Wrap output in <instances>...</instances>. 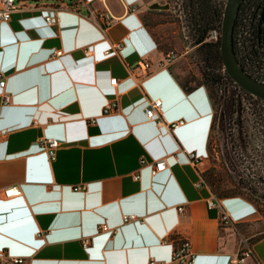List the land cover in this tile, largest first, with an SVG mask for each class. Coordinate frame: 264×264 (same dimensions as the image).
<instances>
[{"label": "crops", "instance_id": "0c3cea01", "mask_svg": "<svg viewBox=\"0 0 264 264\" xmlns=\"http://www.w3.org/2000/svg\"><path fill=\"white\" fill-rule=\"evenodd\" d=\"M160 10L153 0H16L0 21V70L10 94L7 103L0 98V264H18L6 255L21 256L19 264H148L168 259L181 237L191 241L194 264H226L239 249L240 226L259 219L244 195L207 204L213 191L202 172L213 106L204 83L186 89L177 64L159 66L166 51L154 19ZM103 12L114 16L107 26ZM46 14L59 19L49 24ZM122 38L120 51L104 52ZM140 58L150 60V73L135 78ZM156 96L167 119L185 123L167 130L147 119L146 99ZM111 99L116 106L104 114ZM43 134L61 142L53 159L36 141ZM141 155L162 156L167 167L151 175L145 164L134 178ZM9 185L19 194L3 195ZM222 211L232 223L221 222ZM128 212L138 217L123 222ZM100 223L112 232L98 230ZM82 236L90 238L86 247ZM252 248L264 264V235Z\"/></svg>", "mask_w": 264, "mask_h": 264}, {"label": "trees", "instance_id": "16d2710c", "mask_svg": "<svg viewBox=\"0 0 264 264\" xmlns=\"http://www.w3.org/2000/svg\"><path fill=\"white\" fill-rule=\"evenodd\" d=\"M224 2L181 0L184 30L193 55L200 60L197 66L201 74L198 79L187 78L183 85L191 89L204 83L208 89L213 106L209 146L217 122L222 157L237 189L218 195H244L257 206L264 204V99L244 90L227 74L222 63L220 38L215 42L204 41L211 27H220ZM233 42L245 70L264 81V0L241 2ZM208 183L212 187L213 181ZM262 235L264 230L256 238Z\"/></svg>", "mask_w": 264, "mask_h": 264}, {"label": "built area", "instance_id": "2783aa9c", "mask_svg": "<svg viewBox=\"0 0 264 264\" xmlns=\"http://www.w3.org/2000/svg\"><path fill=\"white\" fill-rule=\"evenodd\" d=\"M226 1V0H225ZM153 2L163 10L176 11V16L181 19V0H153ZM225 4V2H224ZM127 10L134 11L137 9V6L134 4H126ZM16 8V0H0V21L8 19L10 17L11 11ZM101 16L104 19V26L111 24L114 19L109 12H103ZM57 14H46L45 21L49 24L56 23L58 21ZM221 25V24H220ZM184 28V26L182 25ZM185 31V30H184ZM186 33V32H185ZM128 37V35H127ZM184 37H187L184 35ZM220 38V27L213 26L211 27L205 34L204 41L215 42ZM125 46L124 39H120L118 41H113L110 44V47L106 48L104 52L106 54L110 52H118ZM63 50L61 48L53 50L50 53V57L55 55L62 54ZM91 49L88 47L84 48V53L89 55ZM178 55V51L174 48L167 49L159 61V66L168 67L170 66L176 59ZM150 60L148 58H140L136 61V63L131 68V74H134L132 77L138 78L142 75H147L150 73ZM224 67V66H223ZM134 78V79H135ZM110 82L115 84L117 82L116 77H111ZM6 83V76L2 70H0V98L2 103H7L10 101V94L5 92L3 89ZM116 106V99H111L107 101L103 106V113L106 114L113 110ZM144 112L147 119L152 120L158 128H165L167 130H174L179 126L185 123L184 118L178 119H167L162 113V99L158 96L156 97H148L146 99V103L144 105ZM34 124L37 123V119L34 118L32 121ZM90 122L94 123L95 118H91ZM37 143L45 150L47 155L53 159L56 155L57 148L60 146L61 142L58 138L54 136L48 135H40L36 138ZM184 153L187 155L188 159L191 161L199 162L202 160L201 156H197L194 151H186ZM145 164L150 165V173L151 175H155L157 172L165 169L167 167V162L164 157L152 158L148 159L144 155H141L139 158V167L134 171L133 177L139 178V168ZM203 182L202 178L199 181H196V185H200ZM20 188L17 185H9L2 188V194L5 196H11L15 194H19ZM220 203V197L212 194V197L207 200V204L209 206H216ZM178 210L182 211L183 206H177ZM138 216L135 213H123L122 221L127 222L131 221ZM220 220L223 224L232 223L233 220L231 216L226 212L222 211L220 215ZM143 221V219L141 220ZM98 230H103L107 232H112V229L108 227L106 223H100L97 226ZM48 233V230H38L36 232L37 235H45ZM165 241V238H162ZM83 245L86 247L88 242L90 241L89 236H82L81 238ZM6 255V254H5ZM1 259V256H0ZM196 259V253L191 248V241L188 237L178 238L177 243L173 245L170 257L168 259H156L154 257H150L148 260V264H194ZM252 260V261H250ZM5 262L12 263H21L23 258L18 255H6L4 257ZM260 264L259 262H255L254 251L252 248V243L249 241V236L241 235L239 238V249L237 253L231 256L226 264Z\"/></svg>", "mask_w": 264, "mask_h": 264}, {"label": "rangeland", "instance_id": "374dc122", "mask_svg": "<svg viewBox=\"0 0 264 264\" xmlns=\"http://www.w3.org/2000/svg\"><path fill=\"white\" fill-rule=\"evenodd\" d=\"M175 12L174 10L167 11L163 9L156 11L154 19L159 23V34L157 35L159 45L164 50L171 48L177 50L178 55L173 63L180 67L186 78L198 79L201 76L197 66L200 60L193 55V48L190 46L189 37L182 27L185 20L183 19V15L181 14L182 18L179 19ZM184 35L187 37H184ZM218 131L219 125L216 122L209 146L208 166L202 173L206 183L213 181L211 189L217 196H219V192L237 190L229 175V167L222 157ZM256 209L259 215L257 222L251 225H243V227L240 226L241 233L249 236L251 243L264 230V204L257 205Z\"/></svg>", "mask_w": 264, "mask_h": 264}, {"label": "water", "instance_id": "95a60500", "mask_svg": "<svg viewBox=\"0 0 264 264\" xmlns=\"http://www.w3.org/2000/svg\"><path fill=\"white\" fill-rule=\"evenodd\" d=\"M243 0H226L220 25V51L227 74L244 90L264 99V81L245 70L234 49L233 31Z\"/></svg>", "mask_w": 264, "mask_h": 264}]
</instances>
